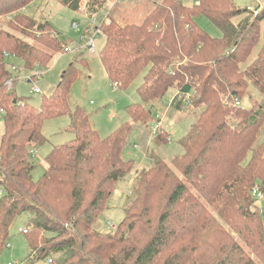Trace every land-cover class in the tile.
I'll return each mask as SVG.
<instances>
[{
	"label": "trees",
	"instance_id": "trees-1",
	"mask_svg": "<svg viewBox=\"0 0 264 264\" xmlns=\"http://www.w3.org/2000/svg\"><path fill=\"white\" fill-rule=\"evenodd\" d=\"M32 1L0 0V22L6 21L7 29H0V251L16 218L25 216L20 233L28 247L27 263L46 258L51 264L263 262L264 223L251 207L255 186L264 199V6L254 16L237 9L233 0H198L190 7L159 0L138 24L111 18L105 24L107 16L100 22L104 45L99 60L108 81L126 89L144 73L137 89L141 103L126 108L132 121L147 126L154 104L170 89L176 94L168 112L191 119L177 142L182 154L170 164L156 154L149 157L150 167L137 173L119 231L102 235L93 226L115 184L133 167L123 159L133 126L123 123L102 138L81 108H71L77 66L86 67L82 58L68 66L38 108L7 90L11 72L5 55L14 56L30 74L41 72L56 53H65L67 42L55 31L54 38L40 34L37 44L13 35L52 29L49 22L36 23L22 12ZM58 2L80 7L79 0ZM105 2L90 0L89 15ZM199 16L221 36L201 29ZM259 44L255 59L240 70ZM250 84L261 101L249 109L236 106ZM64 115L73 139L49 151L42 175L34 180L28 145H42L43 122ZM169 139L162 131L154 141L163 145Z\"/></svg>",
	"mask_w": 264,
	"mask_h": 264
},
{
	"label": "rangeland",
	"instance_id": "rangeland-1",
	"mask_svg": "<svg viewBox=\"0 0 264 264\" xmlns=\"http://www.w3.org/2000/svg\"><path fill=\"white\" fill-rule=\"evenodd\" d=\"M159 0H107L97 13L89 15L87 8L90 0H79V9H69L61 5L58 0H33L27 7L22 9L30 19L36 23L49 22L52 29L47 27V31L43 33L27 31L29 36L20 35L18 32H12L15 37L37 44L36 38L40 34L55 36L54 31L67 44L64 46L70 50L69 53L55 54L50 63L42 69L32 83L26 81L29 73L22 69V63L17 59L13 62L19 66L18 73L14 76V93L18 99H23L28 104L38 108L43 97L52 94L57 86L62 73L69 65L74 64V60L85 61V66H77L79 75L74 80L70 88V106L71 108L78 106L84 111L90 119L91 126L97 134L104 138L112 134L123 123H130L133 126L127 138V145L123 150V159L132 162V170L120 181H118L112 191L111 196L106 205V209L99 216L93 228L102 235L113 234L106 228L107 223L115 224L119 227L122 220L123 208L132 198V189L136 184L137 173L150 167V156L156 154L166 163L170 164L174 156L182 154V150L178 145V141L185 135V131L191 119L183 113H169L168 106L175 94V90L170 89L164 96L162 102L154 104L152 109V121L147 125H141L132 121L126 108L132 104H139L141 100L138 96L137 89L142 83L144 73L139 75L126 89L115 88L107 79L106 73L99 60V53L104 45V37L99 33L95 39L96 50L90 53L87 50L78 52L80 46L85 43L88 36L94 34L100 22L104 20L107 12V19L104 23H108L111 18L121 24H138L147 10L150 9L153 2ZM183 5L190 7L197 4L198 0H179ZM237 9L253 10L256 7L264 6V0H233ZM245 15L233 19V23H237ZM94 18L96 22L93 23ZM6 21L0 22V29H6ZM196 23L209 36L219 38L221 32L204 16L196 18ZM73 24L77 29L73 28ZM260 44L257 45L249 58L240 65V70H245L255 59ZM81 55V56H80ZM21 63V64H20ZM32 73H30L31 75ZM36 86L40 94L31 92V88ZM261 101L259 93L255 87L249 85L248 94L241 102V108L249 109L252 103ZM145 106L148 107L146 104ZM160 120L161 130L169 133L170 139L167 144L156 145L155 137L151 136V127L155 121ZM69 117L64 115L54 119H48L43 122L42 135L45 142L36 148L37 155L34 162L35 169L32 172L33 179H38L43 172L45 158L49 151L54 147L64 143H68L73 139V135L68 133ZM3 134V125L0 122V137ZM173 169V168H172ZM176 174L177 171H176ZM264 199L260 202L254 201L252 211L260 213L261 221L264 223ZM25 216L16 218L9 230V237L5 247L0 251V264H8L11 262H19L22 264H45L39 260L37 262L27 263L28 247L25 237L18 229L25 226ZM119 231V228L117 229ZM259 262V261H258ZM258 264H264L259 262Z\"/></svg>",
	"mask_w": 264,
	"mask_h": 264
},
{
	"label": "built area",
	"instance_id": "built-area-1",
	"mask_svg": "<svg viewBox=\"0 0 264 264\" xmlns=\"http://www.w3.org/2000/svg\"><path fill=\"white\" fill-rule=\"evenodd\" d=\"M117 1H121V0H117ZM80 10V9H79ZM252 15L256 16L258 14V12L260 11L259 8H255L253 10H249ZM108 15V12L106 14V16ZM105 16V17H106ZM96 22V18H94L93 20V23ZM99 27V26H98ZM73 28L77 29V26L75 24H73ZM99 36V30L98 28L95 29V32L93 35L91 36H88L86 39H85V43L79 47L78 49V52H82L83 50H87L88 52H90L91 54L95 52L96 50V45H95V39ZM64 52L65 53H69L70 50L68 48H65L64 49ZM6 59H8V63H7V68L9 69V71L11 72V77H9L6 81H5V86L7 88L8 91H11V90H14V83H15V79L16 77L14 78V76L18 73V70H19V66H17L13 60L15 59L14 56H8V55H5ZM40 71H33L32 74L28 77H26V81L28 83H32V77L36 78L37 76L40 75ZM31 92L35 93V94H40V91L39 89L36 87V86H33L31 88ZM236 106H241L239 102H236L235 103ZM0 113H2V111H0ZM161 130V126H160V120L158 121H155L154 125L151 127V133L150 135L151 136H154V135H157L158 132H160ZM36 146L34 144H29L28 145V155L29 157L32 159V160H35L36 158V155H37V150H36ZM2 196V191L0 190V197ZM252 196L256 199V201L260 202L262 200V196L261 194L259 193L258 191V188L255 186L253 189H252ZM117 225L115 224H112V223H107L106 224V228L111 231V232H114L117 230ZM18 232H22V229H18ZM45 264H51V259L50 258H46L44 260H42ZM8 264H22V263H19V262H11V263H8Z\"/></svg>",
	"mask_w": 264,
	"mask_h": 264
},
{
	"label": "crops",
	"instance_id": "crops-1",
	"mask_svg": "<svg viewBox=\"0 0 264 264\" xmlns=\"http://www.w3.org/2000/svg\"><path fill=\"white\" fill-rule=\"evenodd\" d=\"M20 64H21V63H20ZM175 94H176V92H175ZM175 94H174V95H175ZM173 97H174V96H173ZM173 97H172V98H173ZM44 166H45V165H44ZM43 168H44V167H43ZM115 185H116V184H115Z\"/></svg>",
	"mask_w": 264,
	"mask_h": 264
}]
</instances>
